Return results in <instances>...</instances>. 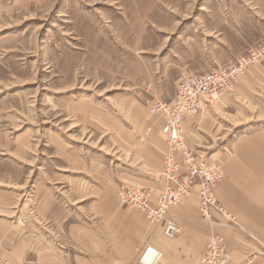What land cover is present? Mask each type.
Listing matches in <instances>:
<instances>
[{"label": "rangeland", "instance_id": "obj_1", "mask_svg": "<svg viewBox=\"0 0 264 264\" xmlns=\"http://www.w3.org/2000/svg\"><path fill=\"white\" fill-rule=\"evenodd\" d=\"M263 45L264 0H0V197L10 199L8 221L40 228L50 257L74 262L77 227L95 218L91 184L104 180L107 195L119 185L120 204L136 211L122 203L119 176L139 162L141 135L164 142L166 155L155 106L176 101L185 78L237 66ZM246 66L234 92L212 104L241 100L248 110L234 121L221 162L187 147L220 169L219 185L223 165L240 163L238 137L264 132V57Z\"/></svg>", "mask_w": 264, "mask_h": 264}, {"label": "crops", "instance_id": "obj_2", "mask_svg": "<svg viewBox=\"0 0 264 264\" xmlns=\"http://www.w3.org/2000/svg\"><path fill=\"white\" fill-rule=\"evenodd\" d=\"M247 112L243 101L223 99L211 105L204 117L187 118L183 123L187 147L208 155L209 162H221L224 150L232 146L231 142L227 146L226 140L238 128L233 126L234 121L242 123ZM159 116L164 125V117ZM141 136V141L145 140L137 154L139 162L130 164L119 179L127 186L123 188L147 189L156 203L166 182L159 176L165 144L148 141L146 133ZM233 148L240 163L234 167L223 165L227 178L215 189V197L235 219V225L217 213L213 224L202 221L198 186L169 212L165 223H152L143 213L120 204L119 185H109L112 191L107 195L105 181L95 180L91 184L96 188V195L92 196L95 218L87 216L77 227L80 253L74 262L66 255L64 263H56L47 252L40 228H22L8 221L7 196L0 197V258L14 264H146L142 259L152 250L156 254L152 264H199L209 240L220 234L226 239L230 264H264V132L246 138L239 136ZM177 158L181 162V156ZM168 226L175 230L171 235L166 233Z\"/></svg>", "mask_w": 264, "mask_h": 264}, {"label": "built area", "instance_id": "obj_3", "mask_svg": "<svg viewBox=\"0 0 264 264\" xmlns=\"http://www.w3.org/2000/svg\"><path fill=\"white\" fill-rule=\"evenodd\" d=\"M260 57H264V45L252 50L247 57L248 61L243 59L237 66L218 69L204 75L189 76L180 84L176 101L171 104L161 102L155 106L152 112L163 115L165 120L163 135L167 142V153L162 176L166 180V186L157 203L151 202V193L147 189L122 190L120 196L123 204L142 212L152 223H161L168 213L179 207L191 195L192 189L198 186L202 220L213 224L214 213H217L231 225L236 224L235 219L215 197V189L222 181L223 173L217 167L210 168L203 157L187 148L183 138V123L188 117L205 116L210 105L223 95L234 92L248 62ZM178 155L181 156V162L178 161ZM172 230L174 228L168 226L166 233L171 235ZM230 260L226 239L217 234L209 240L199 264H230ZM0 264L14 263L0 258Z\"/></svg>", "mask_w": 264, "mask_h": 264}, {"label": "water", "instance_id": "obj_4", "mask_svg": "<svg viewBox=\"0 0 264 264\" xmlns=\"http://www.w3.org/2000/svg\"><path fill=\"white\" fill-rule=\"evenodd\" d=\"M156 254L154 251L150 250L146 253L144 257V263L146 264H152V262L155 260Z\"/></svg>", "mask_w": 264, "mask_h": 264}]
</instances>
